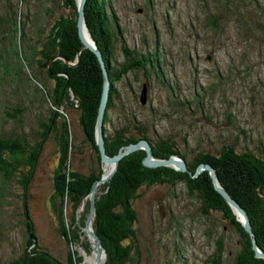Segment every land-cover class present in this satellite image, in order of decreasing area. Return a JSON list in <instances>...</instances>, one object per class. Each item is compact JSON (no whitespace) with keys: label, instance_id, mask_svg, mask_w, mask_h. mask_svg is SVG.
<instances>
[{"label":"rangeland","instance_id":"obj_1","mask_svg":"<svg viewBox=\"0 0 264 264\" xmlns=\"http://www.w3.org/2000/svg\"><path fill=\"white\" fill-rule=\"evenodd\" d=\"M104 3L105 13L114 15L121 34L114 40L116 64L124 58L123 40L137 54L156 49L161 71L159 76L155 67L139 68L121 75L114 83L115 96L106 111L104 134L112 135L122 128L123 134L136 135L141 129L151 140L167 138L188 161L199 153L216 155L224 144L237 151L249 149L263 154L264 0ZM68 15L72 10L63 0H0L1 136L17 134L28 141L38 140L43 125L49 124L54 108L43 96L41 84L28 79V72L49 84L36 60L54 21ZM14 49L27 59L31 53L29 67L28 62L26 66L21 63L16 70ZM143 85L144 101L140 103ZM63 108L66 116H55L54 124L46 130L26 182L25 209L37 247L47 250L60 264H67L69 257H79L75 264H82L79 241L73 245L63 241L56 231V212L48 202L59 157L56 134L62 121L68 127L71 144L68 168L88 174L95 173L98 166L96 152L78 123V111L69 105ZM103 183L96 186L94 196ZM22 190L16 180L0 183V264H15L23 251L30 249ZM132 206L137 250L125 264H211L216 239L222 244L220 264H232L238 250L233 227L216 212L201 215L198 203L185 193L182 183L140 188ZM86 215L79 205L76 220L80 217L84 222ZM81 237L83 248L88 238L80 234L76 240ZM101 260L102 264L104 258Z\"/></svg>","mask_w":264,"mask_h":264},{"label":"trees","instance_id":"obj_2","mask_svg":"<svg viewBox=\"0 0 264 264\" xmlns=\"http://www.w3.org/2000/svg\"><path fill=\"white\" fill-rule=\"evenodd\" d=\"M104 1L106 0H85L83 7L85 24L100 52L109 81L102 119L104 151L106 155L111 156L123 145L145 139L150 146L152 157L166 158L178 155L184 160L186 170L178 171L169 166H143L142 149L131 151L118 160L110 178L103 183L102 190L93 199L92 227L104 249L102 264H125L132 259L131 255L137 250L133 227L136 213L132 202L138 196L139 189L155 184L175 183H182L185 193L198 203L201 215L216 212L223 222L226 221L233 227L232 230L238 236V250L234 253L232 264H264V259L254 256L249 235L236 220L226 201L214 189L207 171L203 170L192 176L200 163L208 164L214 169L219 184L246 212L255 244L264 252V152L260 155L249 149L237 151L232 145L224 144L216 155L199 153L188 161L167 138L151 140L141 129L137 130L136 135H125L122 128L115 130L112 135L104 134L106 111L115 96L114 83L121 75L133 69L155 67L161 76L156 49L151 53L137 54L126 47L123 40L121 48L124 58L116 64L113 59V46L114 40L117 36L121 38V34L114 23V15L105 13ZM63 2L70 7L72 15L59 16L54 21L39 50L40 59L36 60L38 68L44 71L49 84L45 85L35 74L28 72V79L41 84L43 96L54 108L50 110L49 124L43 125L38 140L33 137L35 140L28 141L24 136L17 134L0 135V183L16 180L23 188L21 201L26 219V242L30 245L29 251L24 250L15 264H60L47 250L35 245L36 237L25 209V185L36 164L42 140L46 138V130L54 124L55 116H66L63 106H73L78 111V123L85 139L96 152L98 166L95 173L88 174L68 168L67 159L71 144L68 127L66 122L62 121L60 132L56 134L59 157L53 170L52 190L48 194V202L56 212V231L65 243L73 245L81 240L76 239L82 234L80 227L84 222L80 217L76 220L75 210L82 204L91 183L101 174L102 165L94 143V123L102 85L101 70L95 55L88 49H80L75 26L74 0ZM10 31L13 34L16 32L13 27ZM16 52L14 49L13 53ZM29 60L33 61L31 53H28V59L27 56L17 53L13 64L18 70L21 63L26 66L28 62L29 67ZM5 65L6 61L3 66ZM195 99L198 101V96H195ZM55 108L61 110L56 111ZM83 209L87 212L88 199L85 200ZM89 247L88 242L83 244L86 252L90 250ZM221 254L222 244L216 239L211 253V264H220ZM71 259L72 257H69L68 261ZM72 260V264H75L80 258ZM70 261L67 264H71Z\"/></svg>","mask_w":264,"mask_h":264},{"label":"water","instance_id":"obj_3","mask_svg":"<svg viewBox=\"0 0 264 264\" xmlns=\"http://www.w3.org/2000/svg\"><path fill=\"white\" fill-rule=\"evenodd\" d=\"M84 2L85 0H74L75 10H76V21H75L76 34L80 41V49L85 48L91 51L95 55L98 61L100 70H101L102 85H101V94H100V98H99V102L97 106L95 123H94V143H95V146L99 154V161L101 165L110 164L111 168L105 176H102L103 169L101 166L100 177L91 183L89 187V191L85 195V197H87L88 199V211H87L86 219L83 223V227L81 228V232L82 234H85L88 238L91 251H93V254H94L93 263L101 264L100 258L101 257L104 258L105 253H104L103 247L101 246L100 240L98 236L95 234L93 227H92V220H93L92 218H93V209H94L93 193H94L95 186L97 184L107 181L110 178L111 174L113 173V171L115 170L117 166L118 160L122 156L126 155L127 153L131 151L137 150V149H142L144 151V156L141 159V163L143 166H146V167L169 166L178 171H185L186 166H185L184 160L178 155H170L166 158L152 157L150 146L145 139H140L134 143L123 145L122 147L118 149V151L114 155H111V156L106 155L104 151V145H103L102 119H103L104 109H105V105H106L107 97H108L109 81L107 78L106 70H105L100 52L93 38L91 37L87 29V26L85 24V21H84V14H83ZM144 93H145V87L143 85L142 90L140 92V96H139L140 103H143L144 101V98H143ZM203 170L207 171L214 189L226 201V203L231 208L236 220L239 221L243 230L249 235L251 249L253 250L254 256L264 259V252H262L255 244V240L251 232V228L249 225V220L246 215V212L244 211V209H242V207L238 205V203L235 200H233L228 195V193L224 190V188L219 184L217 177L215 175L214 169L210 167L208 164L200 163L196 166L192 176L197 175L199 172ZM85 197L82 199L81 206H83L85 202ZM32 241L33 243L35 242L33 238H32Z\"/></svg>","mask_w":264,"mask_h":264},{"label":"bare ground","instance_id":"obj_4","mask_svg":"<svg viewBox=\"0 0 264 264\" xmlns=\"http://www.w3.org/2000/svg\"><path fill=\"white\" fill-rule=\"evenodd\" d=\"M109 169L110 170V168H111V165L110 164H105V167H104V169H103V173H104V175L102 174V176H105L108 172H109V170H107V169ZM105 170V171H104ZM107 172V173H106ZM106 173V174H105ZM98 185V184H97ZM96 185V186H97ZM96 186H95V188H96ZM95 188H94V190H95ZM81 240H82V237H81ZM80 243H81V241L79 240V243L77 244V247H78V249L81 251V254L84 256V259H83V263L82 264H92V262H93V251H91V252H85L84 250H83V248L81 247V245H80ZM102 258V257H101ZM101 258H100V261H102L101 260Z\"/></svg>","mask_w":264,"mask_h":264}]
</instances>
